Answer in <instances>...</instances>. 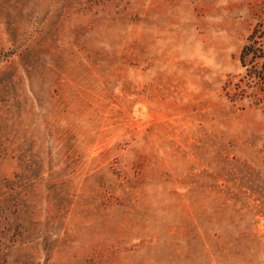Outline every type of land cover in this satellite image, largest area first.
Listing matches in <instances>:
<instances>
[{"label":"rangeland","instance_id":"rangeland-1","mask_svg":"<svg viewBox=\"0 0 264 264\" xmlns=\"http://www.w3.org/2000/svg\"><path fill=\"white\" fill-rule=\"evenodd\" d=\"M264 0H0V264H264Z\"/></svg>","mask_w":264,"mask_h":264},{"label":"trees","instance_id":"trees-1","mask_svg":"<svg viewBox=\"0 0 264 264\" xmlns=\"http://www.w3.org/2000/svg\"><path fill=\"white\" fill-rule=\"evenodd\" d=\"M243 65L251 64L248 75L251 82L260 91H264V30L258 26L254 29L242 49Z\"/></svg>","mask_w":264,"mask_h":264}]
</instances>
